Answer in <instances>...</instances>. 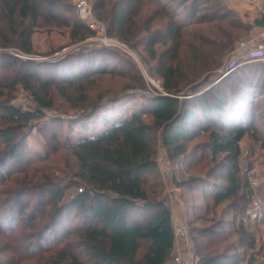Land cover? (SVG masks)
Masks as SVG:
<instances>
[{
	"label": "trees",
	"instance_id": "16d2710c",
	"mask_svg": "<svg viewBox=\"0 0 264 264\" xmlns=\"http://www.w3.org/2000/svg\"><path fill=\"white\" fill-rule=\"evenodd\" d=\"M68 2L0 0L2 45L32 54L30 37L38 21H58L60 16L54 9L70 10ZM148 4L153 8L148 9ZM93 10L105 23L107 36L136 51L147 75L159 81L162 92L151 87L155 96H143L138 108L116 119L101 118L99 130L87 135L88 128L83 127L81 136L66 141L64 148L76 162V179L63 185L36 167L29 168L30 155L41 162L45 154L28 147L24 127L43 110L53 108V90L60 89L65 95L64 89L85 82L89 72L97 69L95 73L104 74L109 62L100 58L96 66L94 55L87 56L88 52L69 54L52 64L56 70L52 77L42 78L33 71L29 60L8 57V69L15 68L0 79V237L7 238L9 264H165L174 250L171 213L160 197V183L156 191L147 190L148 178L158 173V142L166 159L177 165L198 151L202 158L208 150L214 170L222 175L218 181H173L179 188L198 191L203 199H209L210 207H204L203 212L190 206L197 212L188 220L189 226L205 213L213 216L214 209L225 202L223 214L228 217L231 213L227 221L222 217L212 226L191 228L194 240L204 241H196L195 264H264V254L256 260L254 255L236 252L245 241L247 248L254 247L244 226L249 218L243 215L252 190L241 174L238 158L239 142L245 135L255 139L257 134H264L256 126V121L264 125V109L257 120L255 115V110L264 108V100H256L264 95L263 85L258 84L264 77V63H246L209 90H198L231 51L234 31L243 28L241 20L221 0H94ZM77 19L79 22L67 20L66 25L72 38L82 40L92 32L78 16ZM257 23L264 25V19ZM195 26L203 29H194ZM99 55L107 57L105 51ZM69 70L79 73L71 80L60 76ZM138 80L130 88L143 93L148 86L140 74ZM18 88L28 92L33 111L11 104ZM180 94L189 98H177ZM80 99L83 108L89 109L77 117L87 121L100 108L110 106L114 111L112 106L119 98L105 102L99 97L91 106L85 94ZM200 135L206 136L205 140L188 151L187 142ZM51 140L54 150L58 138L52 134ZM73 185L79 186L75 195L65 198ZM31 198L36 200L35 207L27 213ZM45 207H49L48 222L36 228L33 222ZM72 211L76 213V225L68 228L67 212ZM262 221L264 226V216ZM221 223L233 226L239 244H228L220 252L217 247L230 234L216 229ZM20 233L24 235L19 237Z\"/></svg>",
	"mask_w": 264,
	"mask_h": 264
},
{
	"label": "rangeland",
	"instance_id": "374dc122",
	"mask_svg": "<svg viewBox=\"0 0 264 264\" xmlns=\"http://www.w3.org/2000/svg\"><path fill=\"white\" fill-rule=\"evenodd\" d=\"M87 1L91 4L93 9L94 0ZM68 4L70 10H66L62 7H56L54 9V13L60 16L58 21H38L37 27L33 30L30 37L32 54H22L14 47L2 45L0 40V79L7 76L15 68V66H12L8 69L7 65H10L8 57L10 56L22 60H29L32 63L33 71L42 78L52 77L56 71L52 64L62 61V59L69 54L73 55L88 52L89 54H87V56L94 55V57L92 56V61L96 66L100 64V58H107L109 62V66L107 67L108 70H106L104 74L95 73L94 71H96V69L89 72L85 82L79 86H77V84L73 87H67L64 89L63 91L66 97L70 98L69 100L65 99V95H62L60 89L53 90V108L50 110H43L41 116L33 119L24 127L23 132H26V144L28 147L41 154H45V158L41 162L34 154L30 155V157H28L30 160L29 162H31L28 163L30 166L29 168L36 167L43 173L48 174L50 180L63 185L69 184L76 179L74 176V173L76 172V162L71 152L64 148L66 141L75 140L77 136H81L83 127L88 128L87 133H85L87 135L99 130V120L101 118L111 117L110 119H116L117 115L123 117L128 114V112L138 108V103L141 100H144L143 96H155L156 92L153 91L151 87L157 90V93L162 92L159 86V81L155 77H149L147 75L136 51L131 50L127 45L117 39L107 36L105 23L97 17L96 18L104 24L103 35L95 36V34L92 33L90 36L82 40L72 38L70 35L71 29L66 25V21L70 20V22H72L71 20L78 21V19L75 14V0H69ZM151 7L150 4L147 5L148 9ZM95 13L94 15L96 16ZM179 14H182L181 10H179ZM241 22L243 28L234 31L235 39L232 45L233 47L238 40L246 36L249 29V25L244 20ZM194 29H203V27L195 26ZM6 37L10 39L8 35H6ZM104 40L110 42V44H104ZM139 50L140 52L142 51L141 48ZM101 51H105L107 54L105 56L107 57H102V55H99V57L98 54ZM184 51L187 52L186 49ZM141 54L143 56L146 55L143 52H141ZM226 56L222 59L223 61L221 62L220 67L213 70L214 72L207 77V83L198 89L199 92L209 90L211 86L218 81V77L224 71V66L227 64ZM96 61H98L97 64ZM74 65L75 64L72 63L71 68L74 67ZM78 73L79 72L77 71L72 72L69 70L66 75L61 74L60 76H68L71 80L72 76ZM138 74L143 77L145 84L148 86L147 90L143 93L130 88L138 83ZM202 78H205V76ZM260 83L264 87V77L262 76L260 77V81H258V84ZM82 94L87 96L88 104H90V106L95 104L99 97H101L100 101L105 100V102H108V100H106L108 98L117 97L119 99L117 103L112 106L114 111L111 112L109 109L110 106L106 105L107 107L100 108L96 111L93 117L88 118L86 121L85 119H78L77 117L79 113L83 111L85 112L89 109V107L88 109L83 108V102H81L80 99ZM13 96L14 99L11 102L13 106L25 111L34 110L35 107L31 102L30 96L28 92L24 91V89L18 88L15 93H13ZM176 97L179 99H186L189 98V95L183 96V94H180ZM256 100H264V95L258 97ZM263 109L264 108L261 106L259 110H255V115L257 116L256 120L262 116ZM256 126L261 132H264V125L262 122L256 121ZM52 134L58 138V144L54 150H52V147L55 144L54 141L51 140ZM205 138L206 136L200 135L193 140L188 141V151L199 142L205 140ZM2 148L3 145H0V150ZM239 148L240 156L238 162L240 171L241 174L248 179L252 190L251 201L248 204L247 209L257 203L259 204L260 211L252 217L246 215L245 212L247 209L243 213V215H246L247 218H249L244 222V226L250 232L254 240V247L253 249L247 248V242L245 241L242 243L241 248H237L236 252L239 254H245L247 257L254 255L256 260H260L264 254V226L262 221V217L264 216V134H257L255 139L251 138L249 135H245L239 142ZM156 161L158 165V173L156 177L150 176L148 178L149 183L147 185V190L149 193L151 191H156V186L160 183V188L158 189H162L160 197L164 200L169 209L175 211L172 216L173 220L176 221L178 227L183 228L185 231L182 237L176 238L174 245L177 250L172 251L170 258L176 254V251H180L179 253L183 256L190 255L195 264L196 241H204L200 238H197L195 241V235L191 228L212 226L222 217V221H227L228 218L231 217V213L228 212V217L227 213L223 214V210L228 203L225 202L214 209L213 216L210 213H205V217L196 221L192 226H189L188 220L195 214V212H197L190 208V206L194 205L199 209V212H203L204 207H210L209 199H203L201 193L198 191H189L185 188H179L173 183V181L175 178L177 180L195 178L218 181L222 179V175L214 170L216 169L214 168L215 163L212 161V156L208 150L204 151V156L202 158H200V152L198 151L185 163L177 165L166 159L165 151L158 142L156 148ZM253 183H255V186L252 185ZM78 187V185H73L68 189L65 192V198H72ZM30 201L29 207L26 210L27 213L33 209L36 200L35 198H31ZM48 210L49 207H45L44 211L41 213V217L33 222L36 228L41 227L48 222V218H46ZM67 214L68 222H70L68 228H74L76 225L75 221L77 220L75 216L76 213L72 211L71 213L67 212ZM220 225L221 226H218L216 229L221 228L223 229V232L228 231L230 233L227 240L217 247L221 252L228 244L235 245L239 244V242L237 234L234 233L233 226H229L226 223H221ZM19 226H21V222L19 223ZM22 233L18 234V236L20 237L24 235ZM50 234L51 233H49V235ZM60 234H62V231ZM7 245V238L0 237V264L11 263V261L8 260L10 253L5 252L7 250ZM15 260L16 259H14V261Z\"/></svg>",
	"mask_w": 264,
	"mask_h": 264
},
{
	"label": "built area",
	"instance_id": "2783aa9c",
	"mask_svg": "<svg viewBox=\"0 0 264 264\" xmlns=\"http://www.w3.org/2000/svg\"><path fill=\"white\" fill-rule=\"evenodd\" d=\"M75 12L85 27L95 36L104 34V24L94 15L91 4L87 0H75ZM249 29L245 37L238 40L231 51L227 54V64L221 76H225L234 69L250 62L264 63V25H257L251 18L244 20ZM95 39V38H94ZM104 43V42H103ZM105 44V43H104ZM255 186V183L252 184ZM260 211L259 204H254L246 210V215L254 216ZM174 231V242L177 237H182L185 233L183 228L176 225V221L171 220ZM174 250H177V248ZM180 252V251H179ZM178 251L165 264H194L190 255H181Z\"/></svg>",
	"mask_w": 264,
	"mask_h": 264
},
{
	"label": "crops",
	"instance_id": "0c3cea01",
	"mask_svg": "<svg viewBox=\"0 0 264 264\" xmlns=\"http://www.w3.org/2000/svg\"><path fill=\"white\" fill-rule=\"evenodd\" d=\"M221 2L228 10L234 12L241 21L251 18L259 25L257 22L264 19V0H221ZM169 211L172 220L175 211L171 209Z\"/></svg>",
	"mask_w": 264,
	"mask_h": 264
},
{
	"label": "bare ground",
	"instance_id": "6f19581e",
	"mask_svg": "<svg viewBox=\"0 0 264 264\" xmlns=\"http://www.w3.org/2000/svg\"><path fill=\"white\" fill-rule=\"evenodd\" d=\"M103 42H104L105 44H110V42H108V41H106V40H104Z\"/></svg>",
	"mask_w": 264,
	"mask_h": 264
},
{
	"label": "water",
	"instance_id": "95a60500",
	"mask_svg": "<svg viewBox=\"0 0 264 264\" xmlns=\"http://www.w3.org/2000/svg\"><path fill=\"white\" fill-rule=\"evenodd\" d=\"M221 78H222V76L220 75V76L218 77V80L221 79Z\"/></svg>",
	"mask_w": 264,
	"mask_h": 264
}]
</instances>
